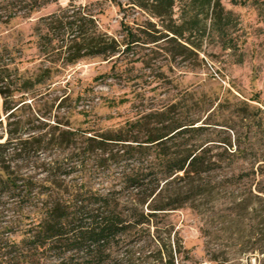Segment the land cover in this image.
Wrapping results in <instances>:
<instances>
[{
    "label": "trees",
    "instance_id": "trees-1",
    "mask_svg": "<svg viewBox=\"0 0 264 264\" xmlns=\"http://www.w3.org/2000/svg\"><path fill=\"white\" fill-rule=\"evenodd\" d=\"M58 1L0 0V22ZM248 7L264 28V0H86L84 6L68 5L38 18L27 43L49 65L18 73L14 90L45 85L87 60L99 59L109 68L93 77L95 86L67 80L57 106L63 117L54 125L41 123L35 134L13 121L17 109L4 106L0 264H190L177 214L205 216L204 206L233 187L244 198L232 197L230 209H250L260 218L250 229L258 234L253 250L264 264V99L255 93L249 100L255 106L242 102L236 110L246 123L244 133L229 125L233 138L201 142L196 136L210 125H227L209 123L210 115L204 120L183 115L180 101L154 106L147 93L164 86L166 78L152 77L158 85L147 89L130 75L135 62L151 60L133 51L138 47L164 43L159 48L169 60L197 55L206 34L224 50L241 47L246 31L233 9ZM110 8L139 11L147 19L140 24L121 19L117 37L101 23ZM6 56L16 72L30 60L23 59L22 45L8 47ZM2 81L0 96L6 99ZM98 86L125 91L104 93ZM124 106L127 113L120 111ZM99 107L113 113L97 116ZM73 113L83 117L80 125L64 121ZM213 148L223 150L211 155ZM227 169L229 174L214 175ZM253 199L263 205L259 213Z\"/></svg>",
    "mask_w": 264,
    "mask_h": 264
},
{
    "label": "rangeland",
    "instance_id": "rangeland-1",
    "mask_svg": "<svg viewBox=\"0 0 264 264\" xmlns=\"http://www.w3.org/2000/svg\"><path fill=\"white\" fill-rule=\"evenodd\" d=\"M85 3L86 0H59L40 8L28 17L21 15L8 24L3 23L5 18L1 20L0 81L3 80L1 85L8 86L4 88V91L6 95H9L6 99L0 96V136L4 139L8 114L3 111L4 106H11V111L17 109L13 121H18L19 125H25V128L35 134V127L42 125L41 123L54 125L57 116L63 117V109L59 110L57 106L64 95L62 89L67 80H70L72 84L78 81L80 87L95 86L92 82L93 77L108 70L109 65L106 62H101L99 59L87 60L64 69L63 73L45 85L35 86L25 92L14 90L18 85V73L25 69L34 70L38 66L49 65L45 62L46 58L43 56L38 58L37 51L27 43L31 39V30L38 18L68 5L77 8L80 5L84 6ZM233 11L234 15L240 19L238 26L246 31L245 43L237 49L224 50L216 37L206 34L197 55L184 56L175 60H169L159 48L164 43L133 50L137 51L141 57L147 55L146 58H151L150 61L135 62L130 66L132 67L130 75L136 77L138 83H144L149 89L158 85L157 80H152V77L163 80L166 78L164 86L147 93L148 96L153 97L154 106L180 101L183 115L201 117V120L210 115L209 123L217 124L223 121V125H227V127L210 125L204 133L196 136V139L201 142L221 141L229 136L233 138L229 125L238 129L239 133H244L245 128L241 125L246 123L235 116L236 110L242 102L255 106V103L249 101L255 93H259L260 98L264 99V28L251 8L248 7L245 10L235 8ZM121 19L131 22L136 19L135 23L140 24L147 19V16L139 11H119L117 8H110L101 17V23L110 34L117 36ZM12 45H22L23 59H30L29 63L18 66L19 72L8 65L6 51ZM148 75L151 77L147 79ZM116 87L115 91H108L103 86L95 89L116 94H122L125 91L119 86ZM217 105H221L219 109ZM216 106L218 111H213ZM120 111L127 113L126 106ZM95 113L97 116L106 117L113 112L99 107ZM64 121H68L71 125H80L83 117L73 113L71 116L66 115ZM108 124L110 123L103 122V125ZM197 125L201 126V122ZM244 136L241 137V143L242 146L247 147L249 141ZM222 150L213 148L210 154H220ZM239 166L240 164H235L234 171H237ZM231 169L224 172L216 171L214 175L220 178L225 173L229 174ZM232 189V192L230 190L219 192L216 202L204 206L205 216H196L189 210L177 214L185 246L191 250L193 257L190 264H258L261 255L253 250L257 247L258 234H253L250 226L255 225L260 218H256V213L251 212L250 209L246 211L240 208L230 209L232 206L228 204V201L232 197L244 198L242 190L238 187ZM252 202L259 213L263 208L262 203L255 199ZM201 227L203 231L200 230ZM210 260L216 262H210Z\"/></svg>",
    "mask_w": 264,
    "mask_h": 264
}]
</instances>
